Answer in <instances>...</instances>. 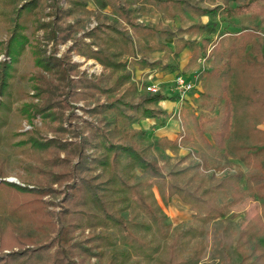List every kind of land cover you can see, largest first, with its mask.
Here are the masks:
<instances>
[{"label": "trees", "instance_id": "1", "mask_svg": "<svg viewBox=\"0 0 264 264\" xmlns=\"http://www.w3.org/2000/svg\"><path fill=\"white\" fill-rule=\"evenodd\" d=\"M41 1L0 0V16L5 17L3 24L8 33L6 42L0 41V52L16 56L23 51L29 37L22 30L28 21L32 23V32L41 30L43 44L51 42L53 46V52L46 55L38 38L31 45L36 69L27 80L32 95L39 100L23 101L17 105V113L29 122L35 114H40L42 127L28 132L12 129L11 105L26 92L21 87H13L15 70L9 63L0 62V96L3 97L0 99V145L8 148L25 172L22 179L36 184L29 188L7 181L2 178L6 173L0 167V249L11 248L10 252L0 255V264H87L84 259L91 255L102 264H140L139 259L130 261L135 254L145 264L153 261L198 264L205 249L199 240L206 233L205 226L225 216L227 209L244 196L243 172L236 170L203 177L197 165L179 162L170 164L165 172L164 165L151 152L175 145L176 141L161 137L146 144V131L134 124L145 118L164 116L166 111L158 107V102L176 97L144 95L135 104L129 102L127 99L134 96L136 87L130 83L131 73L122 60L127 55L139 67L146 66L147 61L137 58V50L152 52L162 48L157 38L172 34L162 24L137 21L138 15L156 10L173 19L182 15L185 1L105 0L115 8L117 17L100 21L86 31L84 36L89 38L88 42L75 40L74 22L67 21L78 12L89 14L86 0H66L65 7H60L58 0H51L49 15L53 18L47 21H40L37 7ZM219 8L214 6L205 13L212 18ZM189 29L204 30L207 35L215 31L211 19ZM71 39H74L72 45L60 57L55 56L57 45ZM203 41L202 50L207 51L210 45L208 55L212 54L215 59L210 75L220 77L224 72L219 96L222 120L212 131L215 147L224 155L235 156L259 170L260 180L254 189L256 196L264 200V166L261 165L264 128L260 127L264 125V39L259 38L255 28H242L219 33L213 41L206 36ZM72 50L97 60L107 75L93 80L74 78L76 68L69 58ZM95 93L108 97L105 103H96L89 109L98 116L97 125L86 122V134H82L84 130L69 131L63 125L72 118L66 113L69 100ZM106 113H111V117L107 118ZM47 131L57 136L42 139V132ZM68 132L76 140L58 138ZM61 151L66 155L61 157ZM74 157L77 160L71 163ZM135 168L142 170L141 175L132 172ZM184 176L187 178L182 185L179 180ZM64 180L69 183L61 200L62 209L57 213L58 225L54 227L51 221L54 212L45 210L40 197L55 192L50 182ZM153 186L165 206L174 195L186 204L192 212L190 221L175 226L166 223V214L152 193ZM227 191L228 198L219 204V193ZM123 211L129 215L125 217ZM41 222L54 227L46 243H36L37 236L17 233L26 226L42 233L44 224H38ZM101 226L111 227L114 232L102 230L83 241H72L71 234L77 228ZM117 244L122 248H116ZM52 247L54 250L50 253ZM236 248L241 259L235 264H264V213L254 214L243 225ZM75 256L80 257L78 262L74 261Z\"/></svg>", "mask_w": 264, "mask_h": 264}, {"label": "rangeland", "instance_id": "2", "mask_svg": "<svg viewBox=\"0 0 264 264\" xmlns=\"http://www.w3.org/2000/svg\"><path fill=\"white\" fill-rule=\"evenodd\" d=\"M50 1L51 0H42L39 3L37 10H39L40 13V21L52 20L53 17L49 15V13H51L49 7ZM184 1V12L181 16H176L173 19L166 20V17L156 10L145 15H138L137 21L142 23L151 22L162 24L172 31V35L168 37L169 39L167 38V41L169 40L168 47L161 44L162 38H157L158 43L163 46V48H157L158 52L155 51L153 53V51L144 52L137 50V58L147 61L148 64L146 66L139 67L136 63L131 61L132 58L130 56L126 55L122 58V60L127 63L126 70L131 73L130 83H133L136 87L134 96L127 100L135 104L140 101L144 95L161 94L167 98L176 97L175 93L171 90L172 81L175 75L180 73L192 79L194 82V88L189 92L186 99L179 100L177 97L174 100L167 99L176 103L166 102L165 104H162V106L159 101L158 107L163 108L166 111V114L160 118L154 119L155 121L152 120V118L142 119L139 123L134 124V126L137 128H143L146 131V144L161 137H166L164 135L162 136V134L166 133L167 129H171L170 135H172L176 141V147H172L171 154L165 149L156 148L151 152V156L157 158L159 163L164 165L165 172L169 169L170 164L179 162L180 165H197V169L203 177L209 176L210 174L216 176L224 175L231 171L228 166H225V161L227 160L221 161V158H225V155L215 146L211 147L212 131L222 120V102L220 101L219 96L221 90L220 78L224 76V72H222L220 77H213L210 75V70L214 66L215 59L212 54L208 55L211 46L207 45V51L204 52L201 45L204 43L203 38L206 36H208L210 41H213L219 33H232L239 31L242 28H255L264 34V0ZM86 2L89 14L83 15L78 12L67 21L70 23L74 22L73 26L75 32L73 36L75 40L88 42L89 38L84 36V33L96 26L100 21H112L117 17V12L115 8L105 2V0H86ZM58 3L60 7H65L66 0H58ZM217 5L220 8L216 10L215 13H213V17L210 18L205 11ZM130 6H133V4ZM229 8L231 9L230 11ZM239 8L241 11H239ZM4 19L5 17L1 15V42H6L8 36V33L5 30V25L3 24L5 23ZM12 19L14 21L15 18ZM21 19L22 16L20 17V20ZM209 19L213 21L214 32L207 35L204 30L189 29L191 25L204 23ZM13 21H11V23ZM22 32L29 37L28 43L24 46L23 51L19 52L16 56L7 55L1 51L0 62L9 63L12 69L15 70L13 87H21L26 92L20 100L11 105L9 119L12 129L19 132H28L34 128L37 129L42 127L40 114H35L31 119V122H29L26 118H22L18 115L17 105L23 101L37 102L39 100L38 97L32 95L33 90L30 88L27 77L36 69L34 66V56L31 51L33 39L38 38L42 47L44 44L42 42L43 39H41V30L32 32L31 22H27ZM261 38L264 39V36ZM73 40L74 39L68 40L65 43H59L56 51H54V55L60 57L66 51L67 47L72 45ZM43 48L45 49L46 55L53 52L51 42L45 44ZM93 48L95 49L96 47ZM191 50H195L194 53H191ZM69 58L70 62H72L76 68V74L73 76L74 78L81 77L93 80L107 75V70L94 58L82 55L75 50L71 51ZM107 83L109 82L107 81ZM148 83H155L160 88V91L157 93L147 92L145 87ZM231 85L232 81H230V88ZM0 99H3V97L0 96ZM107 99L108 97H106L105 94L95 93L94 95L82 97L77 100H69L70 107L67 109L66 113H69L72 118L63 123L64 127L70 129L69 131L74 130L76 132L84 130L86 122H89L91 126L95 127L97 125L98 116L91 114L89 109L96 103H105ZM105 116L110 118L111 113H106ZM156 126H158V128L161 127V130H164V132H159V136H154L155 132L153 131L156 129H153L152 127L155 128ZM145 127L147 128L145 129ZM179 131H185L187 139H184L185 136L181 138ZM87 132L88 130H84L82 134H86ZM191 134H193L194 137H192ZM70 135L71 133L68 132L64 135H59L58 138L63 141L76 140V137ZM149 135L151 136L149 137ZM55 136L57 135L49 131L42 132L41 135L44 140ZM19 138L20 136L15 138V140ZM87 152L90 153L91 149H88ZM211 154H220V156L216 159L212 157ZM63 155H66L65 151L60 152V156L62 157ZM76 160V157L72 158L71 163H74ZM0 167L6 173V176L2 177L3 179L20 185H27L29 188L36 185L32 182H25L22 179V177L25 176V172L18 166L17 160L10 154V151L4 145H0ZM234 169L236 170V168ZM132 172L136 175H141L142 170L140 168H135ZM192 172L193 170H191L190 174ZM253 173L254 175H252L249 180H251L253 184H256L260 180V176L258 175L259 170L255 168L253 169ZM186 178L187 176L181 177L179 182L183 185ZM68 183V180L61 182L52 181L49 185L55 192L46 193L42 198L40 197L41 202H44L45 210L54 212V215L52 214L51 217L54 227L58 225L57 213L62 209L61 200L64 197V192L67 189L66 186ZM197 183L198 180L193 182V184ZM241 184L243 193L250 197V193L246 191L244 179L241 180ZM151 189L156 200L166 214V223L175 226L180 222L187 223L190 221L191 210L186 204L181 202L176 195L172 196L170 203L165 206L161 202L158 189L155 186ZM253 193H251V197H255ZM227 198L228 191L220 192L217 201L221 204ZM28 199H30L29 196ZM123 215L127 217L129 213L123 211ZM246 219L247 215H241L238 220L233 219V216H229L228 212H226L224 218L215 219L209 222L205 226L206 233L199 239L205 244V249L203 257L198 264H235L239 262L241 256L236 248V240L238 232L243 227ZM38 224L42 225L44 223L41 222ZM54 227L50 224H44L43 232L41 233L35 231L33 226H26L17 230V233L22 236H37L36 243H46L52 237ZM102 230L111 233L114 232L113 228H105L103 226L94 229L88 227L77 228L71 234L72 241H83L90 234H99ZM29 245L32 246L34 244ZM116 248H122V246L117 244ZM12 249L16 250L17 247H13ZM53 250L54 247H52L49 252L52 253ZM93 250L96 251V248ZM10 251L11 248L0 249V255L6 254ZM136 259H139L140 264H145L137 254L131 256L130 261ZM79 260L80 257H74V261L78 262ZM84 261L87 264H102L95 255L89 256L84 259ZM149 264H156V262L153 261Z\"/></svg>", "mask_w": 264, "mask_h": 264}, {"label": "crops", "instance_id": "3", "mask_svg": "<svg viewBox=\"0 0 264 264\" xmlns=\"http://www.w3.org/2000/svg\"><path fill=\"white\" fill-rule=\"evenodd\" d=\"M168 18H166V20H167ZM256 32L258 33V35H259V38H261L262 36H264V34H262L260 31H258L257 29H256ZM172 35V34H171ZM170 35V36H171ZM169 37V36H168ZM168 37H163L162 38V40H161V44L164 46V45H166L165 47H168L169 46V40L167 41V38ZM166 39V40H165ZM169 39V38H168ZM262 39V38H261ZM163 48V47H162ZM185 48V47H184ZM193 49V48H192ZM155 51H157L158 52V50H154L153 51V53L155 52ZM194 51L195 50H191V53H194ZM150 62V61H149ZM157 76V75H156ZM202 90V89H201ZM166 102H172V101H169V100H167V99H165V100H161L160 101V105L162 106V104H165ZM172 103H176V102H172ZM149 120H151V119H149ZM152 120H154V119H152ZM151 120V121H152ZM150 121V122H151ZM155 121V120H154ZM220 124V123H219ZM260 127L261 128H264V125H260ZM147 127H145V129H146ZM153 129H156V130H154L153 132H155L154 133V136H159V132H164V130H161V127L160 128H158V126H156L155 128L154 127H152ZM151 128V129H152ZM171 129H167V131H166V133H164V134H162V136L164 135V136H166L169 140H174V137H172V135H170V133H171V131H170ZM180 132V131H179ZM199 134V133H198ZM192 135V137H194V135L193 134H191ZM151 135H149V137H150ZM185 136V137H184ZM146 137H147V135H146ZM180 137L181 138H183L184 137V139H187L186 137V133H185V131H183V132H180ZM215 146V141L213 140V138H212V140H211V147H214ZM172 147H176V145H169V146H167V148H165V150L167 151V152H170V154H171V149H172ZM182 147V146H181ZM222 152V151H221ZM223 153V152H222ZM212 155V157H214V158H216V159H218V157L220 156V154H217V155H213V154H211ZM211 157V158H212ZM213 158V159H214ZM225 160H227V161H225ZM221 161H225L226 162V164H225V166H228L229 168H230V172L229 173H233V172H235L236 170H241L242 172H243V178L242 179H244V184H245V186H246V191H248L249 193H250V197H248V195H245L244 194V196H243V198L238 202V203H236V204H234L233 206H231V207H229L228 209H227V211L226 212H228V215L229 216H233V219H239L240 218V216L241 215H247V219L245 220V222H244V224L254 215V214H262V213H264V200H262L261 198H258L257 196H256V194H255V189H254V184L251 182V180H249L251 177H252V175H254V173H253V169H255V167H253L252 165H245L242 161H240L237 157H235V156H232V155H229V156H227V155H225V158H221ZM230 162H233V163H230ZM261 165L262 166H264V159H262V161H261ZM234 168H236V170L234 169ZM246 180H248V182L246 183ZM242 185V184H241ZM254 192V193H253ZM251 193H253L254 194V196L255 197H251ZM225 216H226V214H225ZM225 216H223V217H221V218H224ZM217 219H219V218H217ZM215 220V219H214ZM243 224V225H244Z\"/></svg>", "mask_w": 264, "mask_h": 264}, {"label": "built area", "instance_id": "4", "mask_svg": "<svg viewBox=\"0 0 264 264\" xmlns=\"http://www.w3.org/2000/svg\"><path fill=\"white\" fill-rule=\"evenodd\" d=\"M146 91L151 93H157L160 88L155 83H148L146 85ZM194 82L192 79L183 74H176L172 81L171 90L175 93L177 99L184 100L187 98L189 92L193 90Z\"/></svg>", "mask_w": 264, "mask_h": 264}]
</instances>
